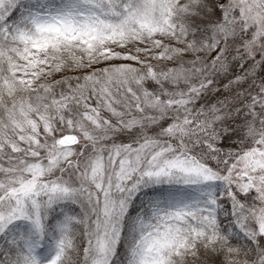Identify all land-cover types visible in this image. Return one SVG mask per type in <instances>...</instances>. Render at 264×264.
I'll use <instances>...</instances> for the list:
<instances>
[{
	"label": "snow or ice",
	"instance_id": "obj_1",
	"mask_svg": "<svg viewBox=\"0 0 264 264\" xmlns=\"http://www.w3.org/2000/svg\"><path fill=\"white\" fill-rule=\"evenodd\" d=\"M0 264H264V0H0Z\"/></svg>",
	"mask_w": 264,
	"mask_h": 264
}]
</instances>
